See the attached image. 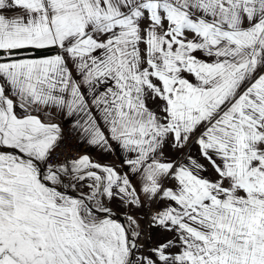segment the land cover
Returning <instances> with one entry per match:
<instances>
[{"label": "snow or ice", "instance_id": "1", "mask_svg": "<svg viewBox=\"0 0 264 264\" xmlns=\"http://www.w3.org/2000/svg\"><path fill=\"white\" fill-rule=\"evenodd\" d=\"M0 264H264V0H0Z\"/></svg>", "mask_w": 264, "mask_h": 264}]
</instances>
